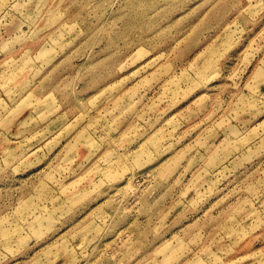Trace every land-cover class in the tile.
<instances>
[{
  "label": "rangeland",
  "instance_id": "rangeland-1",
  "mask_svg": "<svg viewBox=\"0 0 264 264\" xmlns=\"http://www.w3.org/2000/svg\"><path fill=\"white\" fill-rule=\"evenodd\" d=\"M0 264H264V0H0Z\"/></svg>",
  "mask_w": 264,
  "mask_h": 264
},
{
  "label": "crops",
  "instance_id": "crops-1",
  "mask_svg": "<svg viewBox=\"0 0 264 264\" xmlns=\"http://www.w3.org/2000/svg\"><path fill=\"white\" fill-rule=\"evenodd\" d=\"M15 66H17V67H20V65H19V64L15 65ZM8 74H9V73H7V74H6V76H7ZM12 110H13V109H12ZM13 111H14V114L16 115V114H17V113H16V112H17L16 108H14V110H13Z\"/></svg>",
  "mask_w": 264,
  "mask_h": 264
}]
</instances>
